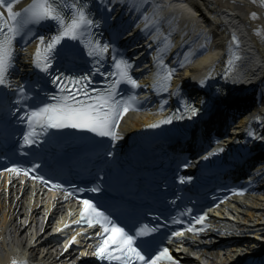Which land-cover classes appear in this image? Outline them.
<instances>
[{"label":"snow or ice","instance_id":"6c2138e0","mask_svg":"<svg viewBox=\"0 0 264 264\" xmlns=\"http://www.w3.org/2000/svg\"><path fill=\"white\" fill-rule=\"evenodd\" d=\"M17 2L18 0H0V87L12 89L15 93L16 106L13 111L20 113L18 119L27 125V131L23 135L24 144L37 143L41 134L46 133L48 129L69 127L95 133L101 137L118 138L119 121L122 115L132 110L136 103L135 95L126 98L121 95L120 85L123 83L134 88L140 87L138 79L132 75V61L123 55L113 54L111 57L113 70L103 71V75L111 77V80L105 88L101 89H87L81 83L91 81V75L66 76L53 67L60 56L70 59L85 55L94 61L93 70L101 72L99 64L102 59L107 57L110 50L115 53V46L102 41L101 33L96 31L99 21L92 11L90 0H31L21 10L15 9ZM147 3L148 0H130L129 11L141 12ZM150 7L151 12H141V14L145 30L154 29L153 38L158 41L155 57L157 72L153 87L158 91H168L175 69L166 63L164 57L174 46V42L170 36L164 35L159 27L163 6L152 3ZM256 15L252 13L254 18ZM45 25H51L47 34L33 32V28L39 31V28ZM29 34L39 42L33 64L39 72L44 74L41 79L50 78L48 83L60 89L55 95L45 92L40 80L34 83L33 91H29L22 84H17L15 87L12 84L10 72L16 63L17 38H23ZM161 35H164L162 41ZM233 40L239 45L240 41L237 37L233 36ZM69 41H75L76 44L70 45L67 43ZM234 58L240 59L238 55ZM228 63L231 66L232 60L230 59ZM78 84L79 87H77ZM28 101H32V106ZM21 108L24 110L21 111ZM184 111L188 116H192L198 114L200 108L194 103L185 101ZM174 118L183 119L184 117L174 114L159 123H171ZM158 126L159 124L151 125V127ZM252 135L255 136V133ZM223 151V148H217L215 152L209 151L208 156L211 157ZM5 171L15 172L17 175L21 173L31 175L28 169L18 165H13ZM32 178L45 181V177L40 175L32 176ZM46 183L53 184V181L48 180ZM55 186L64 188L62 184ZM78 191L85 190L81 188ZM91 191L96 193L100 191V188L96 187ZM76 199L82 201L81 216L84 221L89 225H99L102 230L96 233L100 236V242L95 248V255L101 260L106 258L108 261H119L120 264H165L174 260L170 249L161 246L155 237L140 239L159 231L157 225L129 228L118 222V218L94 199L86 196H76ZM205 218L206 214L197 216L196 221L202 223ZM180 234V232L173 233L174 236ZM72 240L75 241L76 237H72ZM13 264H20V262L13 261Z\"/></svg>","mask_w":264,"mask_h":264},{"label":"bare ground","instance_id":"6f19581e","mask_svg":"<svg viewBox=\"0 0 264 264\" xmlns=\"http://www.w3.org/2000/svg\"><path fill=\"white\" fill-rule=\"evenodd\" d=\"M31 0H18L17 8ZM118 1V0H116ZM154 3L179 7L189 10L194 8L198 13L197 31L182 36L176 40L177 45H186V52L177 53L181 65H186L195 72L190 75L193 84H198V74L205 68L214 70L218 57L227 50V24H239L244 40L253 45L261 55L262 64L258 68L257 62H252L243 75L242 87L256 90L255 99L263 105L259 112L264 111V8L255 0H153ZM24 6V5H23ZM191 6V7H190ZM130 7V6H129ZM122 9V7L120 8ZM127 15L129 8H124ZM256 13V17L252 16ZM136 14V13H135ZM198 14H200V17ZM135 17L138 18L136 14ZM209 17L210 19H207ZM248 29V36L246 33ZM189 31L186 28L182 32ZM207 35V36H206ZM206 36L208 39H204ZM209 47H214L212 50ZM209 49L207 53L205 49ZM230 48V47H229ZM197 49H201L197 51ZM155 50L152 51V55ZM200 52V53H199ZM198 55L194 58L195 54ZM157 54L153 56V59ZM183 57V58H182ZM187 57V62H185ZM182 58V60H181ZM25 61L21 64L25 65ZM190 66V67H189ZM187 73V71H186ZM182 78L173 81L175 93L182 83ZM241 90V89H240ZM168 92V91H166ZM255 108L252 116L257 115ZM147 122V118L140 115H130L124 120L122 130L132 132ZM240 125H246L241 119ZM73 205L63 196L47 193L40 195L34 183L26 182L15 176L0 177V264H10L23 260L34 264H68L80 259V254L69 252V242L62 245L55 244L58 229H63L65 223L73 214ZM217 228L207 236L192 239L191 245L185 249L184 258L194 264H238L242 258L256 251L264 249V201L260 198L237 200L224 207L215 219ZM250 233L253 235L251 236ZM244 243L238 248H221L230 240L244 237ZM73 242L81 245L80 237L75 236Z\"/></svg>","mask_w":264,"mask_h":264}]
</instances>
